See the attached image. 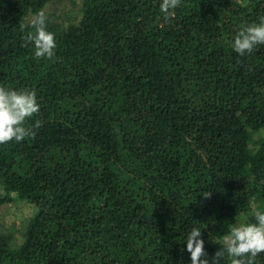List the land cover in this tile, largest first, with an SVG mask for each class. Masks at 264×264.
I'll list each match as a JSON object with an SVG mask.
<instances>
[{
	"label": "trees",
	"instance_id": "16d2710c",
	"mask_svg": "<svg viewBox=\"0 0 264 264\" xmlns=\"http://www.w3.org/2000/svg\"><path fill=\"white\" fill-rule=\"evenodd\" d=\"M53 1L0 0V86L40 105L35 137L0 145V206L35 207L0 264H192V227L211 264L264 206V45L231 46L264 0H181L169 19L162 0H82L75 23L46 18L55 56L37 59L28 18Z\"/></svg>",
	"mask_w": 264,
	"mask_h": 264
},
{
	"label": "clouds",
	"instance_id": "9594fccd",
	"mask_svg": "<svg viewBox=\"0 0 264 264\" xmlns=\"http://www.w3.org/2000/svg\"><path fill=\"white\" fill-rule=\"evenodd\" d=\"M181 0H162L160 12L165 19L172 17ZM23 27V26H22ZM28 32L23 46L33 45L34 57L37 59H53L55 56V35L47 31L46 16L43 10L37 13ZM258 45H264V17L258 23L242 25L232 42V50L239 56L251 54ZM40 112L35 90H14L0 86V145L10 142H22L26 138H34L35 131L26 126L25 122ZM41 122H35L39 128ZM212 193H204L209 199ZM252 215L255 223L232 225L222 237L221 249L215 253L211 264H220L225 253L230 264H256V258L264 253V211L253 205ZM202 231L192 227L186 236L187 252L190 253L192 264H209L205 251V242L201 238Z\"/></svg>",
	"mask_w": 264,
	"mask_h": 264
},
{
	"label": "rangeland",
	"instance_id": "374dc122",
	"mask_svg": "<svg viewBox=\"0 0 264 264\" xmlns=\"http://www.w3.org/2000/svg\"><path fill=\"white\" fill-rule=\"evenodd\" d=\"M238 5L247 4L248 0H231ZM82 0H61L51 2L44 10L46 18H50L55 22L69 26L80 18V8ZM34 16H29L32 21ZM264 138V131L261 133H253L251 143L252 150L257 148L256 141ZM15 198L17 195H13ZM259 210L264 211V206L254 203ZM253 210V208H252ZM35 207L30 203L14 202L0 206V235L7 236L11 240L13 248L19 247L24 242V233L26 232L30 219L34 215ZM238 220V224L247 223L249 216H244Z\"/></svg>",
	"mask_w": 264,
	"mask_h": 264
}]
</instances>
